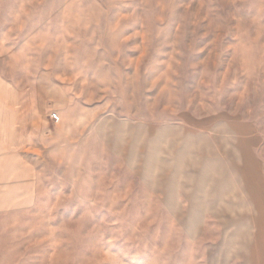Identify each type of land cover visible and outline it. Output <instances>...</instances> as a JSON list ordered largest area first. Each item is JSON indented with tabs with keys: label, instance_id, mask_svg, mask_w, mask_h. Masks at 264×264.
Wrapping results in <instances>:
<instances>
[{
	"label": "rangeland",
	"instance_id": "obj_1",
	"mask_svg": "<svg viewBox=\"0 0 264 264\" xmlns=\"http://www.w3.org/2000/svg\"><path fill=\"white\" fill-rule=\"evenodd\" d=\"M0 106V264H264V0H0Z\"/></svg>",
	"mask_w": 264,
	"mask_h": 264
},
{
	"label": "crops",
	"instance_id": "obj_2",
	"mask_svg": "<svg viewBox=\"0 0 264 264\" xmlns=\"http://www.w3.org/2000/svg\"><path fill=\"white\" fill-rule=\"evenodd\" d=\"M2 106H0V108H1ZM8 107V106H7ZM34 110H32V111H30V112H28V113H31V115H27V117H29L28 119L31 121V122H33V119H34V117H33V112ZM6 112H11L12 114H13V116H14V118L16 119V120H19V121H21V122H24L27 118H26V115H23V113L22 114H20L21 112L19 111V110H13V111H6ZM24 112V111H23ZM29 135H27V136H25V137H28ZM22 137H24V135L22 136Z\"/></svg>",
	"mask_w": 264,
	"mask_h": 264
},
{
	"label": "built area",
	"instance_id": "obj_3",
	"mask_svg": "<svg viewBox=\"0 0 264 264\" xmlns=\"http://www.w3.org/2000/svg\"><path fill=\"white\" fill-rule=\"evenodd\" d=\"M50 117L54 123H59L61 121V116L59 113H52Z\"/></svg>",
	"mask_w": 264,
	"mask_h": 264
}]
</instances>
